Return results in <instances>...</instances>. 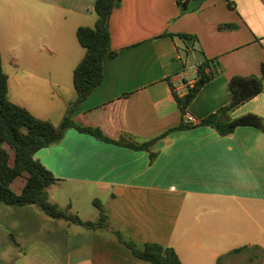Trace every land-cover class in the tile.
<instances>
[{
    "label": "crops",
    "instance_id": "1",
    "mask_svg": "<svg viewBox=\"0 0 264 264\" xmlns=\"http://www.w3.org/2000/svg\"><path fill=\"white\" fill-rule=\"evenodd\" d=\"M94 1L0 0L2 62L21 73L16 88H8L10 100L55 124L63 119L76 96L73 70L85 53L76 30L94 25ZM109 30L118 54L103 58L102 81L73 121L133 142L187 126L159 138L152 161L146 149L74 127L38 149L34 158L57 178L50 201L96 220L97 198L109 226L87 228L32 204L1 202L0 264H147L115 229L138 243L173 247L182 264H216L219 256L222 264H264V132L242 125L220 135L197 125L228 102L231 76L261 75L264 0H204L184 13L177 0H121ZM215 57L219 71L185 108L195 119L188 122L175 94L184 95L198 64ZM246 113L264 119V79L262 91L229 115ZM24 182L18 177L11 187L20 192Z\"/></svg>",
    "mask_w": 264,
    "mask_h": 264
},
{
    "label": "trees",
    "instance_id": "2",
    "mask_svg": "<svg viewBox=\"0 0 264 264\" xmlns=\"http://www.w3.org/2000/svg\"><path fill=\"white\" fill-rule=\"evenodd\" d=\"M204 0H177L180 13L199 8ZM121 0H95L93 12L96 20L93 26H79L76 37L85 49L82 59L73 70V85L75 99L66 108L63 119L55 124L51 120L34 115L26 107L13 102L8 96V76L4 71L0 53V203L9 205H35L46 215L53 218H63L87 228H107L109 219L101 201L93 199V205L99 210L96 220H84L77 213L70 211V207H60L49 199L48 187L57 181L53 173L40 161L34 158V153L43 147L59 141L65 131L74 127L81 132L90 133L102 140L115 142L134 149L149 151L150 161L156 157L151 150L152 145L173 130L186 127L183 122L159 135L142 142L126 139L113 140L105 136L97 127H84L75 123L72 113L96 89L103 77L102 62L105 56L114 57L118 50L110 46L109 18L114 7L120 5ZM187 37L188 35L183 34ZM217 58L204 59L197 66V77L193 85L187 88L184 95L175 94L176 101L182 115L185 108L196 96L200 88L219 70ZM209 70V71H208ZM260 76L233 75L228 81V102L215 112L201 119L197 125H208L220 135H228L235 128L242 125H252L264 132V119L254 113H246L232 118L229 113L238 105L260 93L263 89L264 62L260 65ZM209 72V73H208ZM10 151L12 163H10ZM18 177H25L20 192H15L11 184ZM117 239L123 243L136 257L147 264H182L176 251L171 246L157 242L138 243L125 238L120 230H113ZM248 246L238 247L232 252L247 250ZM222 257L217 258L216 264L221 263Z\"/></svg>",
    "mask_w": 264,
    "mask_h": 264
},
{
    "label": "rangeland",
    "instance_id": "3",
    "mask_svg": "<svg viewBox=\"0 0 264 264\" xmlns=\"http://www.w3.org/2000/svg\"><path fill=\"white\" fill-rule=\"evenodd\" d=\"M21 65L23 67L24 65H29V63H21ZM3 67H4V71L6 72L8 76V88L10 89V92H12L14 88H16V85H17L16 77L21 75V73L12 63H4ZM12 96H13V93H12Z\"/></svg>",
    "mask_w": 264,
    "mask_h": 264
},
{
    "label": "built area",
    "instance_id": "4",
    "mask_svg": "<svg viewBox=\"0 0 264 264\" xmlns=\"http://www.w3.org/2000/svg\"><path fill=\"white\" fill-rule=\"evenodd\" d=\"M184 117L188 122H193L195 120L194 117L189 112H185Z\"/></svg>",
    "mask_w": 264,
    "mask_h": 264
}]
</instances>
